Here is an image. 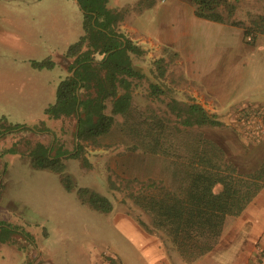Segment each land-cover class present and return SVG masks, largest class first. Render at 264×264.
Segmentation results:
<instances>
[{
	"label": "rangeland",
	"instance_id": "rangeland-1",
	"mask_svg": "<svg viewBox=\"0 0 264 264\" xmlns=\"http://www.w3.org/2000/svg\"><path fill=\"white\" fill-rule=\"evenodd\" d=\"M217 1L221 21L200 16L197 11L205 8L196 0H107L106 6L125 9L117 29L144 49L142 56L131 55L133 66L147 74L134 83L133 103L174 118L167 97L149 95L154 77L148 69L164 50L166 59L176 52L163 82L176 98L192 97L223 122L191 130L247 171L264 159V131L257 127L264 103V33L254 23L264 15V0ZM82 15L77 0H0V118L4 127L20 124L0 136V239L6 238L0 241V264H101L113 253L123 264H147L137 234L121 226L144 230L137 217L149 223L128 192L139 187L134 179L167 186L176 181L173 158L132 149L119 116L108 134L90 142L73 139L72 117L44 114L67 73L62 56L83 32ZM45 57L53 67L31 65ZM54 137V149L62 144L70 152L61 157V174L30 161L37 143L49 146ZM75 143L81 144L77 157L71 156ZM62 175L106 196L112 210L82 204L75 189L63 187ZM234 218L228 216L225 226Z\"/></svg>",
	"mask_w": 264,
	"mask_h": 264
},
{
	"label": "trees",
	"instance_id": "trees-1",
	"mask_svg": "<svg viewBox=\"0 0 264 264\" xmlns=\"http://www.w3.org/2000/svg\"><path fill=\"white\" fill-rule=\"evenodd\" d=\"M83 11L82 34L69 44L62 65L66 75L58 82L55 100L44 108L51 118L72 117L73 139L96 142L108 134L120 117L119 125L129 138L132 149L166 155L173 158L177 174L173 185L152 178L134 179L139 185L128 196L135 206L149 218V223L137 217L144 230L157 235L165 248L170 247L185 263H191L208 253L218 242L225 219L241 214L264 188V159L251 169L244 171L225 157L221 146L192 127L221 126L223 122L192 97L180 100L173 89L163 82L169 62L177 57L176 52L165 58L164 54L153 59L148 72L154 81H149V95L165 101L174 115L169 119L152 108H141L133 103V87L146 73L133 66L131 55L142 56L144 49L117 29L125 9H111L107 0H77ZM205 10L197 13L212 20H222L215 10L217 0H196ZM228 8V15L232 13ZM258 31L264 33V15L254 20ZM243 31L244 36L247 34ZM34 68H51L50 57L32 60ZM109 101V112H105ZM264 129V103L260 110ZM2 133L20 127L9 124ZM54 137L49 146L37 143L30 155L37 169L62 173V156L70 152L58 144ZM81 144L75 143L73 154L77 157ZM54 149V150H53ZM54 151V152H53ZM60 182L68 190H76L78 199L99 212H110L111 201L101 193L88 187H76L67 176ZM5 226V225H1ZM5 237L0 239L1 242ZM111 264H119L111 256Z\"/></svg>",
	"mask_w": 264,
	"mask_h": 264
},
{
	"label": "crops",
	"instance_id": "crops-1",
	"mask_svg": "<svg viewBox=\"0 0 264 264\" xmlns=\"http://www.w3.org/2000/svg\"><path fill=\"white\" fill-rule=\"evenodd\" d=\"M234 217L227 226L225 219L213 249L191 263L183 262L169 245L165 248L157 235L145 232L138 224L121 226L137 234L136 240L145 252L147 264H264V188ZM112 257L123 264L117 254L113 253ZM100 262L103 264L104 259Z\"/></svg>",
	"mask_w": 264,
	"mask_h": 264
},
{
	"label": "built area",
	"instance_id": "built-area-1",
	"mask_svg": "<svg viewBox=\"0 0 264 264\" xmlns=\"http://www.w3.org/2000/svg\"><path fill=\"white\" fill-rule=\"evenodd\" d=\"M259 120H258V124H257V127L260 129V130H262V131H264V129H263V127H262V122H261V117H260V115H259V118H258ZM112 255H106L105 257H104V264H111V257Z\"/></svg>",
	"mask_w": 264,
	"mask_h": 264
}]
</instances>
